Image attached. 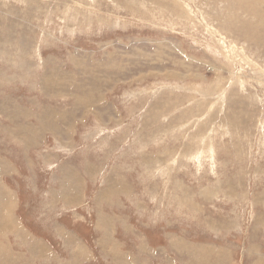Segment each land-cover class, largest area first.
I'll list each match as a JSON object with an SVG mask.
<instances>
[{"label":"rangeland","instance_id":"1","mask_svg":"<svg viewBox=\"0 0 264 264\" xmlns=\"http://www.w3.org/2000/svg\"><path fill=\"white\" fill-rule=\"evenodd\" d=\"M224 262L264 264V0H0V264Z\"/></svg>","mask_w":264,"mask_h":264},{"label":"crops","instance_id":"2","mask_svg":"<svg viewBox=\"0 0 264 264\" xmlns=\"http://www.w3.org/2000/svg\"><path fill=\"white\" fill-rule=\"evenodd\" d=\"M142 249L146 251V248L142 247ZM239 255H240V258H239V259L241 260V257H243V254H242V253H239L238 255L229 256L230 258H227V259H228V260L231 259V258H235V259H236V257L239 256ZM256 257H257V256H256ZM260 258H263L261 253H260ZM260 258L258 257V259H260ZM228 260H227V262H228ZM241 261H242V260H241ZM255 261H256V260H255ZM227 262H224V264H227ZM242 262H243V261H242ZM261 262H263V260H261Z\"/></svg>","mask_w":264,"mask_h":264},{"label":"bare ground","instance_id":"3","mask_svg":"<svg viewBox=\"0 0 264 264\" xmlns=\"http://www.w3.org/2000/svg\"><path fill=\"white\" fill-rule=\"evenodd\" d=\"M227 46V45H226Z\"/></svg>","mask_w":264,"mask_h":264}]
</instances>
